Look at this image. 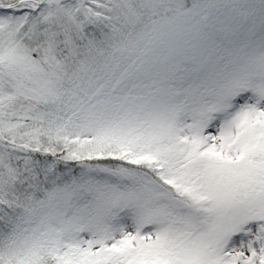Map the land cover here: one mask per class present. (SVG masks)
Wrapping results in <instances>:
<instances>
[{
  "label": "snow or ice",
  "instance_id": "snow-or-ice-1",
  "mask_svg": "<svg viewBox=\"0 0 264 264\" xmlns=\"http://www.w3.org/2000/svg\"><path fill=\"white\" fill-rule=\"evenodd\" d=\"M0 264H264V0H0Z\"/></svg>",
  "mask_w": 264,
  "mask_h": 264
}]
</instances>
